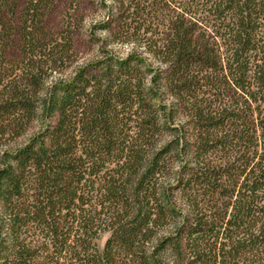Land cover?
I'll return each instance as SVG.
<instances>
[{"label":"trees","instance_id":"16d2710c","mask_svg":"<svg viewBox=\"0 0 264 264\" xmlns=\"http://www.w3.org/2000/svg\"><path fill=\"white\" fill-rule=\"evenodd\" d=\"M92 1L0 0V264H264V0Z\"/></svg>","mask_w":264,"mask_h":264},{"label":"rangeland","instance_id":"374dc122","mask_svg":"<svg viewBox=\"0 0 264 264\" xmlns=\"http://www.w3.org/2000/svg\"><path fill=\"white\" fill-rule=\"evenodd\" d=\"M103 20L104 11L92 0H53L46 24L52 30L59 31L70 21L74 30V52L80 64L99 55L105 34L96 26ZM111 48L119 54L127 50L126 46L118 44L111 45ZM102 243L99 242L100 247Z\"/></svg>","mask_w":264,"mask_h":264}]
</instances>
